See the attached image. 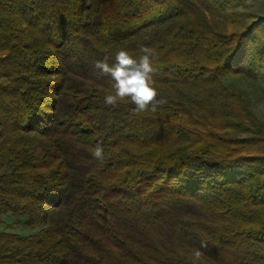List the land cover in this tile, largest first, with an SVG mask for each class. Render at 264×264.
<instances>
[{
  "label": "trees",
  "instance_id": "trees-1",
  "mask_svg": "<svg viewBox=\"0 0 264 264\" xmlns=\"http://www.w3.org/2000/svg\"><path fill=\"white\" fill-rule=\"evenodd\" d=\"M244 1L0 0V225L42 226L0 232V264H264V125L222 84L264 90ZM141 44L166 103L104 105L93 62Z\"/></svg>",
  "mask_w": 264,
  "mask_h": 264
},
{
  "label": "clouds",
  "instance_id": "clouds-1",
  "mask_svg": "<svg viewBox=\"0 0 264 264\" xmlns=\"http://www.w3.org/2000/svg\"><path fill=\"white\" fill-rule=\"evenodd\" d=\"M138 52L139 55L134 56L126 49H119L113 57L106 55L103 59L93 62L96 77L106 79L109 86V92L103 97L104 105L117 108L121 102L128 101L134 105V113L140 114L149 109L155 112L158 106L166 103L163 98L157 99L159 93L154 86V50L141 44ZM91 156L100 163L104 162L102 144H96ZM206 246V243L201 241V248ZM202 255L200 249L194 250L192 264H197Z\"/></svg>",
  "mask_w": 264,
  "mask_h": 264
},
{
  "label": "rangeland",
  "instance_id": "rangeland-1",
  "mask_svg": "<svg viewBox=\"0 0 264 264\" xmlns=\"http://www.w3.org/2000/svg\"><path fill=\"white\" fill-rule=\"evenodd\" d=\"M238 12L248 14H257L264 16V0H245L238 8ZM215 26H223V22L212 16L208 17ZM248 18H245L247 20ZM226 26H224L225 28ZM230 30V28H228ZM225 87H234L243 97L247 98L250 109L254 116L264 125V90L262 84L255 79H249L243 75H229L222 80ZM185 93L193 97L190 86H187ZM25 219L11 215H4L0 225V232L14 233L21 237H26L37 233L42 226L27 228Z\"/></svg>",
  "mask_w": 264,
  "mask_h": 264
}]
</instances>
